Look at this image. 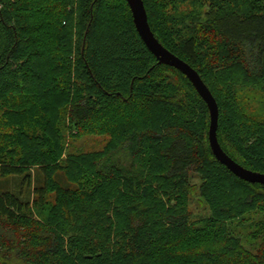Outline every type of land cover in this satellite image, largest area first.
<instances>
[{
    "label": "trees",
    "instance_id": "trees-1",
    "mask_svg": "<svg viewBox=\"0 0 264 264\" xmlns=\"http://www.w3.org/2000/svg\"><path fill=\"white\" fill-rule=\"evenodd\" d=\"M143 1L215 97L223 150L264 174V0ZM209 127L126 0H0V264H264V185L217 161Z\"/></svg>",
    "mask_w": 264,
    "mask_h": 264
},
{
    "label": "water",
    "instance_id": "water-1",
    "mask_svg": "<svg viewBox=\"0 0 264 264\" xmlns=\"http://www.w3.org/2000/svg\"><path fill=\"white\" fill-rule=\"evenodd\" d=\"M132 12L136 29L156 57L159 65H167L179 70L193 84L194 88L207 104L210 114L209 143L213 155L222 165L226 166L239 179L251 184L264 185V174L244 168L235 162L221 147L218 139L219 106L208 86L199 73L186 61L172 53L154 35L143 0H126Z\"/></svg>",
    "mask_w": 264,
    "mask_h": 264
},
{
    "label": "rangeland",
    "instance_id": "rangeland-1",
    "mask_svg": "<svg viewBox=\"0 0 264 264\" xmlns=\"http://www.w3.org/2000/svg\"><path fill=\"white\" fill-rule=\"evenodd\" d=\"M234 1H242V0H234ZM190 0H160V3L164 4V10L162 9L160 12L161 13H167L169 16L171 17H175L179 14L184 15L186 13H190L192 11L190 5H189ZM114 3H117L116 1H114ZM240 5L242 7H244V3H240ZM117 6V5H116ZM245 9V8H244ZM66 11H68L69 13L72 14L73 19H70L67 21V18L65 17V21L68 22L67 25H70L69 23L72 22V31H73V35L76 36L77 32H78V21H77V4L76 2H70L69 4L66 5L65 8ZM64 22V23H66ZM64 25V24H63ZM67 25H64L65 27ZM68 32V30H66ZM105 140H107L105 137H91V138H87V139H82L78 142H76V146L79 149H84V150H100L103 147V144L105 142ZM193 181L195 183H199L198 179H193ZM21 180L20 178H16L14 180L11 181L10 183V188L17 194H19L21 192ZM26 196H28V192H26L25 194ZM199 198H194L192 199V210L194 212V217H199L205 214V208H203V204L202 206L199 204ZM201 201V200H200ZM204 207H206L204 205Z\"/></svg>",
    "mask_w": 264,
    "mask_h": 264
}]
</instances>
